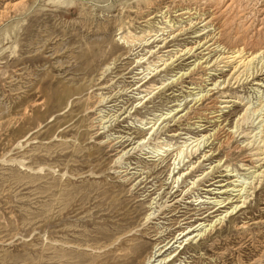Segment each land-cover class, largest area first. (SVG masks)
<instances>
[{
  "label": "rangeland",
  "instance_id": "rangeland-1",
  "mask_svg": "<svg viewBox=\"0 0 264 264\" xmlns=\"http://www.w3.org/2000/svg\"><path fill=\"white\" fill-rule=\"evenodd\" d=\"M158 1L24 0L21 8L7 9L5 4L12 0H0V264H123V255L137 245L141 247L132 253L131 264H140L157 227H163L170 240L202 222L198 219L212 207L206 197L215 196L206 195L207 185L225 180L217 177L224 174V167L236 168L246 155L218 150L216 142L211 143L205 150L214 156L179 182L178 188L175 184L169 194L172 154L154 161L145 153L158 142L176 146L187 139L172 134L199 136L196 130L181 129L203 106L189 109L191 103H186L178 114L187 113L180 123L168 120V130L149 139L148 149L131 150L115 163L146 136L138 129L137 119L171 109L175 100L187 95L182 86H192L199 73L133 107L137 100L131 90L137 78L145 75L146 63L156 61L146 51L158 43L129 50L118 40L119 34L155 31L143 21L160 11ZM193 32L170 41L167 49L190 46L187 38ZM141 57L146 63L136 66ZM188 61H177V66L150 83L168 82L187 69ZM237 91L250 94L248 87ZM100 95L108 98L101 105ZM99 110L108 117L120 115L101 130ZM240 112V108L228 109L222 124L230 128ZM128 114L130 118H125ZM117 136L123 139L114 140ZM218 161L221 168L186 191L190 179ZM261 186L247 208L225 222L209 241L198 248L186 247L181 264L256 260L264 264V183ZM152 198L159 213L154 224H143ZM198 199L200 203L192 202ZM244 223L247 228L242 230Z\"/></svg>",
  "mask_w": 264,
  "mask_h": 264
},
{
  "label": "bare ground",
  "instance_id": "bare-ground-1",
  "mask_svg": "<svg viewBox=\"0 0 264 264\" xmlns=\"http://www.w3.org/2000/svg\"><path fill=\"white\" fill-rule=\"evenodd\" d=\"M158 2H160L158 4L160 11L157 9L159 12L155 16L143 21L149 28H156L155 31H144L139 36L129 31L124 35L119 34L118 40L129 50L135 45L144 49L158 43L146 51L149 56H156V61L146 63L145 57L135 61L136 66L146 63L144 67L146 73L141 78H137L139 80L131 90L135 91L133 96L135 95L137 100L133 107L137 108L150 101L166 86L178 81L180 83L177 84H182V79L190 77L195 72L199 73L197 78L191 80L193 87L182 86L186 89L184 93L187 95L180 101L175 100V103L170 106L171 109L161 114L150 115L152 117L137 119L138 129L145 131L146 136L135 144L133 143L134 145L128 152H121L122 154L118 156L115 163H120L131 150L140 147L148 149L149 139L154 135L157 136L163 129L168 130L170 127L167 125L168 120L180 123V119L185 118L187 113L178 114L183 112L182 107L186 103H191L189 109L194 106H196L195 109H199L203 106L193 118L191 117L193 120L186 123L187 128L181 129L196 130L199 136L191 138L187 133L172 134L170 137L184 135L187 139L184 138L185 141L176 146L161 141L145 153L150 154L147 158L154 161L162 160L172 154L168 176L173 187L169 194L173 192L175 184L178 188L179 182L181 184L198 166L208 162L214 156L211 150H205L210 147L211 143L216 142L218 150L227 149L230 151L228 153L246 152L236 168L224 167V174L217 176L226 178L225 180H215L207 185L206 195L215 196H205L206 204L212 207H209L211 210L209 209L207 214L198 219L202 222L178 232L170 240L165 238L166 230H163V227H157L156 234L152 236L153 243L150 251L140 260V264H181V252L186 247L196 246L198 248L209 241L216 231L222 229L225 222L247 208L246 204L251 201L264 183V0H188V3L184 0H159ZM23 4L24 0H12V3L5 4V8L18 9ZM155 18H159V21H153ZM151 32L155 33L151 34ZM191 32H193L192 36L187 38L190 39V46L167 49L170 41ZM177 61H188L184 65L187 69L176 73L169 80L170 82L163 81L158 86L150 83L160 73L177 66L175 65ZM108 70L109 66H105V71ZM142 73L143 71L139 72V74ZM146 84L148 86L144 87ZM142 87L144 90L136 93ZM245 87H248L250 93L246 96L245 93L237 91ZM107 99L100 95L98 104L105 103ZM204 102L207 103L203 105ZM234 108H240L241 112L232 126L226 128L227 124H222L221 119L228 109L233 110ZM119 115L120 113L108 117L99 110L100 129L106 130L108 126L105 124L117 121ZM126 117L130 118V115ZM116 139L123 138L117 136L114 140ZM228 156L229 154L224 158ZM221 166V161H218L210 165L207 171L190 179L186 191L197 188L201 180L210 176ZM224 194L228 196L217 197V195ZM198 200L192 202L200 203V199ZM155 205L156 198H152L149 204L150 211L143 218V224H154L152 222L159 213ZM239 228L245 230L247 227L244 223ZM213 246L209 245L210 248ZM140 247L137 245L127 251L123 255V264H131L135 260L132 253ZM206 260L210 263L216 262L211 258H206ZM258 262L256 260L251 264Z\"/></svg>",
  "mask_w": 264,
  "mask_h": 264
}]
</instances>
